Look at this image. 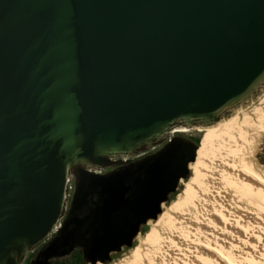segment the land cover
<instances>
[{
	"label": "water",
	"instance_id": "95a60500",
	"mask_svg": "<svg viewBox=\"0 0 264 264\" xmlns=\"http://www.w3.org/2000/svg\"><path fill=\"white\" fill-rule=\"evenodd\" d=\"M263 89L264 0H0V264L110 262Z\"/></svg>",
	"mask_w": 264,
	"mask_h": 264
},
{
	"label": "bare ground",
	"instance_id": "6f19581e",
	"mask_svg": "<svg viewBox=\"0 0 264 264\" xmlns=\"http://www.w3.org/2000/svg\"><path fill=\"white\" fill-rule=\"evenodd\" d=\"M260 95L198 128L212 132L208 145L198 147L183 191L164 206L132 258L115 264H264V168L255 154L264 138Z\"/></svg>",
	"mask_w": 264,
	"mask_h": 264
},
{
	"label": "flooded vegetation",
	"instance_id": "af4514ba",
	"mask_svg": "<svg viewBox=\"0 0 264 264\" xmlns=\"http://www.w3.org/2000/svg\"><path fill=\"white\" fill-rule=\"evenodd\" d=\"M180 134H182V133H180ZM152 151H149L145 154L138 155V156H129L127 158L120 157V158H117L115 160L116 165L113 167L102 169L101 171H98L96 169H91L90 171L98 172V173H108V172L113 171V170L122 171L123 168H125L127 165L132 164L135 160L141 158L142 156H144L148 153H151ZM96 200H97V196L94 195L93 197L90 198V201L80 211H78L77 213H74V214H77L80 217L86 215L89 212V210L95 206ZM68 216H69V212L66 213L65 217L62 220V223H64L66 221ZM57 235H58V232L54 233L48 241L41 244L34 252L30 253L28 255V258H27V261L25 264H31L34 261L41 259L42 258L41 252H42L43 248L48 244V242L51 239H53ZM87 238L82 242L83 244H85L87 242ZM67 261L69 264H91V262L86 261L83 258L81 246H77L71 253H69L65 256H58V257L51 258L50 262L48 264H62L63 262H67Z\"/></svg>",
	"mask_w": 264,
	"mask_h": 264
},
{
	"label": "rangeland",
	"instance_id": "374dc122",
	"mask_svg": "<svg viewBox=\"0 0 264 264\" xmlns=\"http://www.w3.org/2000/svg\"><path fill=\"white\" fill-rule=\"evenodd\" d=\"M261 95H260V97H261ZM257 100L258 99L254 100V101L256 102ZM211 132H212V130H208V131L205 130L204 131V130H198V129H191V130H188V131H185V132H181V133L189 136L190 138H193L195 141L198 142L199 145H200V143H202V147L204 145H205L204 147H206V145H208V138H209V135H210ZM255 147H256V153H255L256 154V159L258 160L259 165L264 168V138L259 139L256 142ZM200 163H201V160H199L198 164H196L195 166H199ZM190 175H192V171H190ZM190 177L191 176H189L188 179H186V180H184L183 182L180 183L176 193H173V194L170 195L169 201L165 202V204L163 205V210L166 209L170 205V203L172 201H174L175 199L178 198V195L183 191L184 187L186 186L185 183L189 180ZM155 220L150 221L147 225L142 227V230L138 234L136 239L134 240L132 247H124L121 252L113 253L112 254V260L110 262H107V263H104V264H115L116 261L118 262L122 258L131 259L132 258L133 249L136 248L139 245V243L141 242L142 238L145 236L146 232H151L152 225H153V222ZM62 264H69V263L67 261V262H63ZM101 264H103V263H101Z\"/></svg>",
	"mask_w": 264,
	"mask_h": 264
},
{
	"label": "built area",
	"instance_id": "2783aa9c",
	"mask_svg": "<svg viewBox=\"0 0 264 264\" xmlns=\"http://www.w3.org/2000/svg\"><path fill=\"white\" fill-rule=\"evenodd\" d=\"M174 134H175V132H173V133L171 134V136L174 135Z\"/></svg>",
	"mask_w": 264,
	"mask_h": 264
},
{
	"label": "trees",
	"instance_id": "16d2710c",
	"mask_svg": "<svg viewBox=\"0 0 264 264\" xmlns=\"http://www.w3.org/2000/svg\"><path fill=\"white\" fill-rule=\"evenodd\" d=\"M202 145V143H200ZM205 146V145H204Z\"/></svg>",
	"mask_w": 264,
	"mask_h": 264
}]
</instances>
